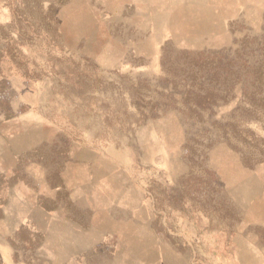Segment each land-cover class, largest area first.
Instances as JSON below:
<instances>
[{"label":"rangeland","instance_id":"obj_1","mask_svg":"<svg viewBox=\"0 0 264 264\" xmlns=\"http://www.w3.org/2000/svg\"><path fill=\"white\" fill-rule=\"evenodd\" d=\"M0 140L8 264H264V0H0Z\"/></svg>","mask_w":264,"mask_h":264},{"label":"crops","instance_id":"obj_2","mask_svg":"<svg viewBox=\"0 0 264 264\" xmlns=\"http://www.w3.org/2000/svg\"><path fill=\"white\" fill-rule=\"evenodd\" d=\"M38 142L34 143L32 141H27L26 146L24 149H21V151H28L34 148L35 146H38ZM40 144H43V141L40 142ZM79 152V153H78ZM20 154V149L18 147L13 146V148L10 149L9 146L4 145V143L1 142L0 140V161L2 159H17V156ZM66 159H93V151L89 148H83V149H74L68 153V156ZM1 166V165H0ZM5 168L8 171H13L14 168L12 166H5ZM6 170L3 171V173ZM67 173L63 172L59 175V179L62 181V179L65 181L67 180ZM62 175V179H61ZM63 183V181H62ZM65 184V183H64ZM39 186H40V191H39ZM53 188H58L57 186L52 185ZM45 187L44 182H42L40 185H37V191H31L28 189V185L22 184L21 185V194H26L27 189V197H24L21 195L20 197H13L12 195L14 193H17V190H10V198L6 200L5 203L2 204L0 207V215L2 217V220H0V223H4V225L9 226L10 228V222L14 220V213L15 209L21 208L23 212L26 210L27 213L31 212H41V213H46V209H49L46 206L45 202V194L46 192L43 190ZM48 196H50V193ZM12 196V197H11ZM53 196V195H52ZM53 202V198L51 199ZM25 209V210H24ZM8 230L6 234H9ZM16 231L17 233L19 232L20 235L24 240L27 239V235L33 238H40L42 237V232L40 231L38 224L34 222L33 220L30 219L29 215H22L20 219H16L12 224H11V232ZM10 232V233H11ZM46 232H49L46 230ZM4 236L6 244L8 242L6 241L8 238H12L11 235H6ZM5 244L0 243V262L1 264H8L10 263L12 257H11V248L10 246H4ZM41 246H38V248Z\"/></svg>","mask_w":264,"mask_h":264},{"label":"trees","instance_id":"obj_3","mask_svg":"<svg viewBox=\"0 0 264 264\" xmlns=\"http://www.w3.org/2000/svg\"><path fill=\"white\" fill-rule=\"evenodd\" d=\"M8 45V48L6 50V53L11 57L12 60H14L18 67H24V72L22 73L23 76L32 78L35 76V72H31L29 67L27 66L28 61L26 60V56L23 54L22 50L18 47H15L16 42L14 41ZM172 198V197H171ZM181 210H185L184 207L181 206ZM1 264V262H0Z\"/></svg>","mask_w":264,"mask_h":264}]
</instances>
